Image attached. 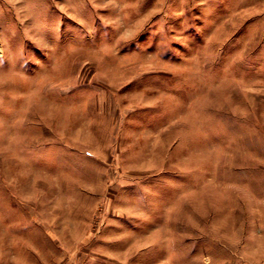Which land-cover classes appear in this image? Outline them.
I'll use <instances>...</instances> for the list:
<instances>
[{"label": "rangeland", "instance_id": "obj_1", "mask_svg": "<svg viewBox=\"0 0 264 264\" xmlns=\"http://www.w3.org/2000/svg\"><path fill=\"white\" fill-rule=\"evenodd\" d=\"M0 264H264V0H0Z\"/></svg>", "mask_w": 264, "mask_h": 264}]
</instances>
